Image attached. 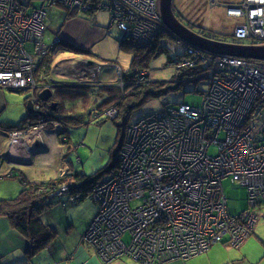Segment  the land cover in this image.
<instances>
[{
	"label": "built area",
	"instance_id": "2783aa9c",
	"mask_svg": "<svg viewBox=\"0 0 264 264\" xmlns=\"http://www.w3.org/2000/svg\"><path fill=\"white\" fill-rule=\"evenodd\" d=\"M32 1L0 0V87L33 94L40 87L33 61L45 47V11ZM43 1L66 3L77 12L92 7L85 0ZM96 6L107 8L111 25L138 44L157 35L156 0H104ZM223 6L235 20L230 42L264 43V0H228ZM183 45L190 58L177 68L200 61L208 70L209 88L200 106L176 104L127 128L116 167L89 192L100 206L86 236L102 262L129 255L139 264H164L206 252L214 244L238 248L257 218L250 208L228 211L224 178L246 188L250 206L264 203V60L213 56ZM32 99L39 108L38 98ZM10 135L29 132L23 128ZM211 146L216 153L209 152Z\"/></svg>",
	"mask_w": 264,
	"mask_h": 264
},
{
	"label": "rangeland",
	"instance_id": "374dc122",
	"mask_svg": "<svg viewBox=\"0 0 264 264\" xmlns=\"http://www.w3.org/2000/svg\"><path fill=\"white\" fill-rule=\"evenodd\" d=\"M85 1L92 5V7L87 11L79 10L80 12L91 14V12L98 10V20L102 23V26H107L109 21L114 23L112 20L113 18H110L107 12V8H98L96 6V4H104V0ZM210 1L211 0H173L172 6L176 7L175 11L178 13L177 18L193 31L203 33V29L204 32L210 31L211 36L218 34L220 35V39H222L224 35V38L231 41V36H229L228 33L232 30L235 20L226 14V10L223 6L224 2L228 0H218L216 5H211ZM66 5L68 6V4L62 2H54L52 5H47L43 0L32 1V6L43 8L45 11V31L43 37H41L42 44H45V47L42 48L43 52L40 51L41 54L38 53L40 56L34 55V58L41 57V61L39 64L33 61L35 67L33 69V77L39 76L37 80H42L45 77L51 80L50 82L46 80L40 84L37 90L40 92L45 89L46 85H48L47 88L51 90L53 82L59 85V89H63L58 92V95L63 97V100H60V102L68 108L66 111L63 107L62 109L64 110L61 112L63 114H81L84 116V123L67 125L66 127L59 120L40 124H36V120H33L31 124H27L25 128L28 130L29 135L23 137L30 138L33 142L39 141L48 147L50 146V142H55L58 146H63L59 158L64 162H62L63 164L60 166H48L43 163L34 164L30 166L28 170L25 169V173H27V176L32 181H43L55 177L64 179L62 184L51 196L53 199L58 197L60 201H56L47 209V213L44 214L43 217L45 219L50 217L59 223L57 232L61 240L67 238L66 231H71L70 233L73 236L76 234V229H79L87 219L88 221L90 220L82 234L81 242L88 245L97 256V247L94 243L89 242L86 234L90 228V222L92 223L93 218H95L100 205L95 198L91 197L89 193L90 190L86 193L87 195H83L84 198L82 200L80 199L81 201L73 197L77 194V191H74L77 189L73 190L72 186L74 184L73 182H75L72 180L73 172L78 171L85 175H92L100 169L105 168L112 158L111 156L116 153L118 141L123 139L129 125L148 114L163 111L166 108L173 107L180 103L189 104L194 107L200 106L211 80H209L207 76L208 70H203L198 78L180 74L176 76V62L181 59L180 57L182 55L184 56L181 61L183 58H190V56L186 57L183 45L185 44L184 42L171 36L168 37L167 34V36L161 40V44L164 46L165 50L152 58L148 66L142 65L136 69L135 66L131 64L132 50L128 47L129 50L125 49V47H121L119 42L120 39L122 40L125 38L127 42L132 43V49L137 47L141 50L147 49L151 42L148 44H146V42L138 44L134 42L135 40L130 39L129 36L127 37L120 29H117L113 24L111 25L112 27L108 29L109 33L107 35L86 43V47H78L82 50L81 52L74 48L72 50L69 47H65L64 43L62 44V40H64L62 38L64 34L62 29L66 24H64V22L62 23V20L66 11H73L69 6L66 9ZM89 19L91 18L89 17ZM58 29H61L60 34L56 33ZM54 35H56V37H54ZM57 36H61L60 41ZM53 37L54 39H52ZM152 40L153 39H151V41ZM62 45L65 49L60 48ZM70 45L72 44L70 43ZM26 48L32 52L30 43L26 44ZM33 49L35 52L40 50ZM65 54H76L79 56L72 64L69 63L63 66L60 65V63L69 61ZM58 57H60L59 61L57 59ZM71 57L75 58L77 56ZM47 58H50V63L49 71L45 74L42 64H44ZM79 70H82L84 74H75ZM126 73H131L130 75L133 76V84L125 89L126 84L122 77ZM81 80L85 82H80ZM174 80H182V86L179 90H169L162 95L148 97L144 102L139 103V105L132 106V102L138 101L136 95L141 96L142 93L140 92L149 88L143 87V85L147 86L154 81H166L169 83L171 81L174 82ZM65 82L78 85L75 86L76 90L82 92L86 91L87 94L82 96L77 95L72 91L73 87L66 86L68 84ZM104 84H111L113 88L108 89L106 86H103ZM80 85H85L87 87H81ZM116 88L117 90L120 89L118 91L119 101L125 102L120 106H116L112 103L102 104V98H106L113 94ZM25 89L26 88L19 89L23 90V92L3 89V92L7 95L8 102L7 106L1 111L0 119H9L14 122L20 120L24 114L23 111L26 110L24 107V97L31 95V90ZM132 94H135V96ZM121 98L122 100H120ZM57 101L59 100L49 101L48 106H52L53 104L55 106ZM37 104L40 103L37 102ZM126 105L132 107L129 108L128 116L126 120H124L121 117V113L123 107ZM34 109L42 113L44 110L55 112L54 108L51 107L50 109V107L48 108L45 105H41L39 108H35L34 105ZM114 121L120 125V131L114 124ZM11 131H14V129L7 131V133L10 135ZM221 136H223V134L220 135V138ZM209 152L211 154L216 153V147L211 146ZM16 166L20 165L3 164L1 166L0 198H7L18 194L19 181L17 176L13 174L18 172L13 169L15 168V170H17ZM58 172L59 175L57 176ZM20 175L22 174L20 173ZM101 177L103 179L105 175L102 174L99 178ZM221 182L224 194L227 198L228 211L230 213L238 214L247 208L252 210L251 213L253 217L257 218L253 227V232L247 236L245 241L238 248L224 246L220 243L214 244L206 252L184 260H174L171 264H264V203L252 207L249 205L248 192L244 186L231 181L229 177L222 179ZM42 194L44 196L47 195L48 192L43 190ZM257 203L258 202L254 204ZM47 215L48 217H46ZM127 236V233L123 236L125 241L128 240ZM122 258L128 264H139L138 261L129 255H123Z\"/></svg>",
	"mask_w": 264,
	"mask_h": 264
},
{
	"label": "trees",
	"instance_id": "16d2710c",
	"mask_svg": "<svg viewBox=\"0 0 264 264\" xmlns=\"http://www.w3.org/2000/svg\"><path fill=\"white\" fill-rule=\"evenodd\" d=\"M110 24H111V21H110ZM202 32L203 33H200V34L206 37L217 38V39L220 37V35L218 34H214L213 36H211L210 31L204 32L203 29H202ZM166 34L168 35V37L171 36L165 31L158 33L153 38L151 43L148 45V48L147 49L145 48L143 50L137 47H134L132 49L131 47L133 46L132 43L127 42L125 38H123L122 40L120 39L119 42H120L121 47H125V49L129 48L132 50L131 64L132 66H135V69H136L137 67H141L142 65L148 66V63L152 58H154L156 55L160 54L162 51L165 50L164 46L161 44L162 42L161 40L167 36ZM57 37L61 39L59 36ZM222 39L225 41H229L228 39L224 38V36ZM64 46L69 47L72 50L74 48L80 52L82 51L81 49L76 48L75 46H72L69 43H64ZM183 56L184 55H182L180 58L182 59ZM181 59L178 62H180ZM178 62H176L175 64L176 72H177L176 76H179L180 74V75H185V76L188 75L190 77L195 76L198 78L200 77V74L204 69V67L201 65V70L199 69L200 74L196 76L195 73L192 72V71H196L194 69L196 68V66L190 67V68H183V69L181 68L178 70L177 68V65L179 64ZM49 63H50V58H47L44 61V64H42L44 66L43 72L45 74H47V72L49 71ZM130 74L131 73H128V74L126 73L122 77L123 81L126 84L125 89L133 84V80H132L133 76ZM38 77L39 76H36L35 78L37 79ZM40 81L42 80H36L38 84L43 83V81L42 82ZM66 84H68L66 86H72L73 87L72 91L76 93L77 95L82 96V95L87 94L86 91L82 92L80 90L79 91L76 90L75 86H78V85H72L73 83H70V82H66ZM80 86L83 87L85 85H80ZM103 86H106V88L108 89L113 88V85L111 84H104ZM181 86H182V81L179 84L177 80H174V82L171 81L169 83L166 81H154V82H151V84L147 86L143 85V87H149V88L141 92L139 91L142 94L141 96L136 95V98H138V101L132 102L133 103L132 106L139 105V103L144 102L148 97L159 96V95H162L168 92L169 90H179ZM59 88H60L59 85L53 82V84L51 85V93H52L51 98L45 102L41 101L38 98V102L40 103V106L45 105L48 108L50 107V109H51V105L48 106V102L49 101L52 102V100L53 101L59 100L56 102L57 104H55V106L52 107L54 108L55 112H49V111L44 110L43 114H40V115L27 113L17 124L0 122V129L6 132L9 130H13V129L20 130V129L25 128L27 124L29 123L31 124V121L33 120H36V124L49 123V122H52L53 120H59L66 127L67 125H73V124L77 125V124L84 123V119H83L84 116L81 114H70V113L63 114L61 112L64 109L67 111L68 108L62 105L60 102V100L61 101L63 100L62 99L63 97H60L58 95V92L63 89H59ZM119 90H117L116 88L113 94L107 96L106 98H102V104L112 103L116 106L122 105L125 101H122V102L119 101L118 99ZM18 92H23V90H18ZM39 93L40 92L36 90L34 91L33 94L31 92L30 96L37 97ZM132 95L135 96V94H132ZM27 100L28 98L24 99L25 103ZM120 100H122V98ZM132 106L126 105L123 107L121 117L124 120H126L128 113H129L128 110ZM63 107L64 109H62ZM114 124L116 125L117 129L120 131V125H118L115 121H114ZM121 142H122V139L118 141V147H117L116 153L111 156L112 158L110 159L108 165L105 168L100 169L99 171H97L96 173L92 175H85L84 173L78 172V171L73 172L72 176L74 179L72 178V180L75 181L73 182L74 184L72 185L73 190L77 189L74 191L83 193L82 196L78 197L79 201H81L84 198L83 195H87L86 193H88V191L91 190V188L95 184H97L99 181L102 180V177L99 178L102 174L107 175L108 173L112 172V170L116 167L117 160H118L117 153L121 146ZM19 181H21V183L23 184L18 194H16L15 196L13 195V196L7 197V198H0V217L6 218L10 222L11 226L15 230H17V232H19L25 239L29 241L30 248H29L28 253L32 256V255L37 254L40 250L46 248L48 245H50L56 237L57 230L51 225L43 222V215L45 214L47 209H49L56 201L57 202L60 201L58 197L53 199L50 196V194L52 191H55L58 189V187L62 184L64 179L57 177L54 179H49L47 181H41L39 183H35V182H29L28 180L24 179L23 176H21L19 177ZM43 190H46L48 194L43 196L42 194Z\"/></svg>",
	"mask_w": 264,
	"mask_h": 264
},
{
	"label": "crops",
	"instance_id": "0c3cea01",
	"mask_svg": "<svg viewBox=\"0 0 264 264\" xmlns=\"http://www.w3.org/2000/svg\"><path fill=\"white\" fill-rule=\"evenodd\" d=\"M72 10L73 11H66L67 13L65 12L62 20V23L64 22V24H66L62 29V31L64 32L62 37L64 40H62V44L71 43L75 47L83 48L86 47V43H89L92 40H97L101 36L103 37L104 35H107L109 33L108 29L112 27L110 21L107 26H102V23H100V21L98 20V10L91 12V14L79 11L77 12L75 9ZM89 17L91 19H89ZM60 31L61 29H58L56 33L60 34ZM54 37H56V35H54ZM54 37L52 39H54ZM60 48H64L63 45L60 46ZM65 55H67V59L69 61H64L63 63H60V65L66 66L69 63L72 64L73 61H76L79 56L76 54ZM71 56L77 57L73 58ZM40 58L41 57L34 58L37 64H39V62L41 61ZM57 59L59 61L60 57H58ZM75 74H84V72L82 70H79ZM46 80L51 81L50 79H46V77L42 79L43 82ZM3 89L4 88L0 87V114L1 111L7 106L8 102L7 95L5 92H3ZM23 112L24 114L22 115L20 120L27 114L26 110H24ZM19 121L14 122L9 119H0V122L11 124H17ZM49 145L50 146L48 147L47 145L39 141L33 142L30 138H25L23 136H11L6 131L0 129V168L3 164L20 165L16 166L17 170L13 168L14 171H18L13 173L17 176L18 181L19 177L23 176V178L28 180L29 182H41L32 181L27 176V173H25V169L28 170L30 166L39 163H43L48 166L62 165V162L64 161H62L59 156H61V150L63 149V146H58L55 142H50ZM20 173L22 175H20ZM58 175L59 172L57 176ZM22 184L23 183L19 181V191L22 188ZM46 213L47 212H45V214ZM46 217H48V215ZM89 221L87 219V221H85L79 229H76V234L73 236L70 233L71 231H66L67 238H65L64 240L60 239V235L57 232L55 239L50 245L40 250L37 254L31 256L28 253L30 248L29 241L25 239L19 232H17V230H15L11 226L10 222L6 218L0 217V264H128L124 261L122 256L112 259L107 263L102 262L88 245L81 242L82 234L86 229ZM43 222L51 225L56 230L59 228V223L50 217L47 219L43 217ZM172 262L173 261L164 264H171Z\"/></svg>",
	"mask_w": 264,
	"mask_h": 264
},
{
	"label": "water",
	"instance_id": "95a60500",
	"mask_svg": "<svg viewBox=\"0 0 264 264\" xmlns=\"http://www.w3.org/2000/svg\"><path fill=\"white\" fill-rule=\"evenodd\" d=\"M156 1L161 24L158 26V30L155 32V34L165 31L173 38L182 41L194 48L211 53L213 56L229 55L238 58L264 60V43L238 44L221 39L218 40L206 37L198 32L193 31L177 18L172 7L173 0ZM8 90L18 92L16 89ZM51 94L50 88H45L38 94V98L45 102L50 98ZM25 98H28L25 103L26 113L39 115L43 114L41 111L34 109V102L30 95L24 97V99ZM51 107H54V104Z\"/></svg>",
	"mask_w": 264,
	"mask_h": 264
},
{
	"label": "bare ground",
	"instance_id": "6f19581e",
	"mask_svg": "<svg viewBox=\"0 0 264 264\" xmlns=\"http://www.w3.org/2000/svg\"><path fill=\"white\" fill-rule=\"evenodd\" d=\"M228 34H230V33H228ZM224 36V35H223ZM213 39H217V38H213ZM223 40V39H222ZM208 54H211V53H208ZM196 68H194L196 71H192V72H194L195 73V75L197 76V75H199L200 74V70H201V65H200V61H197V63H196ZM194 66V67H195ZM198 68V69H197ZM200 69V70H199ZM80 82H85V81H83V80H81ZM178 83L180 84L181 83V81L179 80L178 81Z\"/></svg>",
	"mask_w": 264,
	"mask_h": 264
},
{
	"label": "flooded vegetation",
	"instance_id": "af4514ba",
	"mask_svg": "<svg viewBox=\"0 0 264 264\" xmlns=\"http://www.w3.org/2000/svg\"><path fill=\"white\" fill-rule=\"evenodd\" d=\"M173 7V10H174V13L176 14V16L178 15V13H176V7L175 6H172ZM182 16V15H181ZM185 20V19H184ZM186 21V20H185Z\"/></svg>",
	"mask_w": 264,
	"mask_h": 264
}]
</instances>
